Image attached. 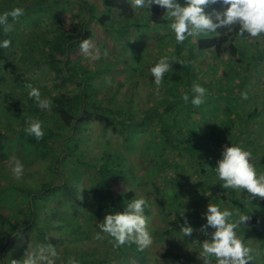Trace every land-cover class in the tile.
Masks as SVG:
<instances>
[{"label": "rangeland", "instance_id": "obj_1", "mask_svg": "<svg viewBox=\"0 0 264 264\" xmlns=\"http://www.w3.org/2000/svg\"><path fill=\"white\" fill-rule=\"evenodd\" d=\"M85 1L95 7L96 15L105 12L103 0ZM180 3L183 4V1ZM132 9L130 19L122 18L114 11L113 22L108 25L109 32L104 31L96 21H92L89 27L92 32L91 41L102 52L107 50L108 55L100 61L89 62L77 47L71 57V65L76 70V78L96 74L90 85L93 96L103 106L123 107L125 112L131 110L133 115H136V121H140L143 111L160 99H168L166 94L168 87L161 84L157 88L149 71L150 67L160 57L168 56L175 60L171 62L172 72L169 74L177 78H184V74L174 52V36L166 31L167 21L162 26L146 28L143 24L148 22L147 12L138 13L133 7ZM31 16L33 19L42 18L43 22L38 27L29 26L26 22L25 26L23 25L22 35L19 37L24 44L19 41L16 44L24 47L27 52L18 50V53L11 54L9 60L0 64L7 76L6 86L0 89V135H4L6 139L11 138L10 142L6 139L0 140L1 258H7L9 260L7 264H15V261L23 259L28 247L34 249L41 244H52L56 246L60 255L58 264L66 263L69 253H72L74 258L92 254L94 257L107 258L112 264H138L135 256L129 252L127 262L124 263L120 259L117 247H114L107 234L101 233L102 239L95 238L99 232L98 224L103 220L97 210L101 202L93 195L96 177L91 165L99 166L105 160L108 168L119 167L125 172L123 176L111 181L115 195L131 191L134 193V199L143 196L148 201L145 216L153 232L154 244L141 251V257L144 258L142 264H162L165 260L163 254L169 250L173 253L183 252L182 254L188 250L195 256L196 262L201 264L198 259L199 253L196 251L199 246L194 243H202L207 236L202 234L200 229L195 230L197 236L193 241H185L182 233L176 230L166 235L163 233L170 229V222L180 228L185 217L189 222L204 224L203 213L207 205L220 204L221 201L222 207L239 212H244L239 205L243 202L245 209H249L258 219L260 235L254 234L256 225L250 217L243 228V231L247 232L243 235L245 237L243 240L256 255V259L249 264H264V246L261 245L264 240V198H253L246 190H243L240 196L231 189L223 194L218 187L215 192L219 194L217 200L215 194L209 195L190 162H183L180 168L184 173L181 190L173 188V185H168L169 188L162 186L163 182L167 183L174 178L173 159L172 156L163 155L159 149L156 129L152 124L139 129L129 144L121 134L104 129L100 123L89 124L75 136L78 142L72 150L73 155L67 156V160L58 166V174L48 171L46 162L32 157L34 153L23 150L18 143L20 139L17 133L21 128H27L29 123L15 120L11 116L13 112L23 117L31 111L35 115V120L47 124L48 127L53 125L47 117L51 110H41L36 102L28 97L25 85L32 84L38 87L42 97L49 99L51 103L52 99L61 93H74L78 85L75 83L61 86L60 80L54 78V74L39 61L41 56L38 47L42 45L43 38L52 35L50 19L58 16L67 22L77 16V21L81 22L84 12L74 2H61L55 4L47 13L31 12ZM127 23L130 26L124 34L122 27ZM237 43L238 52L243 54L242 57L238 54L231 56L225 52L220 58H215L212 50L196 51L193 57L195 79L204 81L205 85L211 84L213 92L219 91L221 95L232 96L231 98L239 97L237 102L229 100L230 106H237L239 117L233 118L232 130L227 131L229 135L225 136V142L204 143H208L212 150L217 148L215 152L221 157L223 148L231 146L232 140L243 130L240 140H233L236 141L233 144L251 152L250 162L257 167L258 172L264 173V37L258 39L241 37ZM32 50H35L34 55H31ZM186 53L185 48L182 52L184 59ZM242 79H245L243 83ZM133 91L137 99L135 103L130 102ZM242 93H247V99L243 98ZM227 103L229 102L223 103V107L214 115L216 124L226 122L228 119L223 113ZM134 106L137 109L133 108ZM9 122L13 125V131L5 128ZM210 126L208 123L201 124L202 137L208 133ZM222 126L225 127L224 124ZM51 142L54 143L57 152L58 140ZM75 154L79 159L74 156ZM12 157L19 159L25 167L23 178L19 181L12 178L9 163ZM61 180L72 184L74 188L72 199L61 198L62 191L45 195L36 203L38 211L33 223L38 226L34 227L32 223H27L30 218L29 205L13 188L37 187L51 181L59 183ZM222 195L231 198L230 201L224 198L222 200L220 198ZM183 208L187 211L184 217H181ZM38 231L42 232L45 240L40 239ZM135 246L138 247L136 244ZM3 247L4 250H1Z\"/></svg>", "mask_w": 264, "mask_h": 264}, {"label": "trees", "instance_id": "obj_2", "mask_svg": "<svg viewBox=\"0 0 264 264\" xmlns=\"http://www.w3.org/2000/svg\"><path fill=\"white\" fill-rule=\"evenodd\" d=\"M183 1V0H179ZM74 2L84 12V18L81 22L77 21V16L72 18L71 21H65L58 16L51 17V36L43 38L42 45H39L38 50L40 53V60L49 71L54 74V78L60 80L61 86L67 84H75L77 89L74 93H61L52 99L51 103V114L47 115L48 120L52 122V126H46L47 124L42 123L45 135L42 139L37 140L33 136H30L26 132V127L21 128L17 133L20 141L18 142L23 147V150L29 153H34L32 157L40 159L47 164V170L58 174V166L67 160V156L73 155V148L76 146L78 140L75 138L81 130L87 127L93 122L100 123L104 129H110L112 132L121 134L126 141L130 143L132 137L139 132V129L144 128L146 125L152 124L155 126L157 139L159 141V149L163 152V155L172 156V171L174 178H171L167 183H162L164 187L173 185V188L181 190V183L183 182L182 175L183 171L180 170L183 162H190L197 171V175L203 181L205 189L212 195L218 190L226 193L228 191L221 188L222 181L218 180L215 176L213 168L216 166V162L221 158L217 155V150L208 145V143L221 144L225 142V136L227 137L228 130H232L233 118L239 117V111L237 106H230V101L237 102L238 96L231 98L232 96L221 95L219 91L213 92L212 85H205L204 81L195 79L194 74L196 68L194 66L193 57L196 51H213L215 58H220L225 52H228L231 56L238 54L243 56L242 53L238 52V43L240 36L238 35V26H233L229 29H218V34H209L207 36H201L199 38H189L183 43H176L174 39L175 54L177 55V61L180 62V67L183 70L184 78H177L167 74L162 84L167 86L166 94L168 99L158 100L157 103L151 105L148 109L142 112V118L140 121H136V115H133L131 110L124 111L123 107L110 108L103 106L93 96V89L91 88L90 81L95 77L93 75H83L82 77L76 78V70L71 65V57L74 50L79 47L80 42L84 39L92 40V32L89 29L92 21H96L100 27L109 32L110 28L108 25L113 22L114 11L122 18L130 19L133 14L130 0H103L102 6L105 9L100 15L94 13L95 7L85 0H0V13L11 11L16 7L24 9V15L17 21H13L9 17V23L13 25L11 32L5 33L3 28L0 27V40L9 39L11 40V46L8 48H0V64L9 60L11 54L18 53V50L22 52L26 51L24 47H20L16 42L24 44L22 38L23 25L25 22L29 26L38 27L42 24L43 19H33L31 12L44 14L47 11L53 9L55 4L59 3ZM211 8L219 10V5H213ZM211 10V9H209ZM164 9L158 6H151L149 9L150 16H148L147 24H143L144 27L150 28L155 26H162L166 23V13ZM41 17V16H40ZM130 25L125 24L122 29L123 33L126 34L127 28ZM126 32V33H125ZM243 38V37H242ZM187 49L186 58L182 56V52ZM27 52V51H26ZM31 52V51H30ZM35 50H32L31 55H34ZM21 69V67H18ZM246 72V70H245ZM247 73V72H246ZM6 72L0 67V89L6 86ZM78 81V82H77ZM88 81V82H87ZM245 79H242L243 83ZM194 83H199L205 87L208 91V96L205 103L199 107H194L191 103L185 104L181 99L185 92L190 91L191 86ZM2 90V89H1ZM0 90V91H1ZM1 93V92H0ZM230 100V101H229ZM130 102H137L135 93L131 94ZM225 102L227 106L224 107L223 113L228 117L226 122L216 124L217 121L213 119L214 115L218 113V110L223 107L222 104ZM133 108L137 109L136 106ZM23 117L19 116L15 112L11 116L15 120H21L23 122H30L35 120V115L31 111H28ZM212 122V123H210ZM203 123H208L210 129L205 137L201 136L200 126ZM214 123V124H213ZM222 124L225 125L222 126ZM12 123L6 124V130L13 131ZM243 130L235 136L233 140H240L243 135ZM6 139L3 135H0V140ZM10 142L11 138L6 139ZM58 140V151L51 141ZM204 140V141H203ZM231 143H236L234 141ZM207 141L208 143H204ZM8 142H4L7 144ZM73 146H70V145ZM215 153V154H214ZM77 158L78 155H74ZM219 156V157H218ZM83 157V156H81ZM79 159V158H78ZM104 160L102 164L91 165L95 174V181L93 183L94 194L99 198L101 205L98 207V213L100 217L104 218L105 214L109 212L118 213L123 212L124 206L134 199L133 192H123L115 195L111 181L124 175V171L119 167L108 168ZM87 166H89L87 164ZM170 176H167V178ZM217 181V182H216ZM168 186V188H169ZM13 190L25 200L29 205L30 218L27 223H32L34 227L38 226L33 223L35 214L37 213L36 203L43 199L45 195L49 193H59L62 191V197L67 200L72 199L74 194V188L72 184L65 180H61L59 183L51 181L37 187H14ZM232 193V192H231ZM219 200V194L214 195ZM226 201H230L231 198L222 195L220 197ZM244 212L249 213L251 220L255 223L254 234L260 235L261 227L257 225L256 217L250 212L249 209H245L243 202L239 204ZM182 223V222H180ZM190 226L193 227L194 231L191 237L185 236V241H193L196 239L195 230L200 229L203 222H189ZM263 223V222H260ZM170 229L163 234L174 232L175 230L180 232V228L175 226L173 222L169 223ZM45 226V225H44ZM242 225V228H245ZM39 232V231H38ZM212 229H208L209 235L207 239H210V233ZM245 231L239 230V235L242 239ZM41 240H45L42 232H39ZM112 241V238L107 235ZM165 238V236H163ZM264 246V240L261 243ZM119 251L120 259L126 263L128 252L132 253L138 264L144 262V258L141 257V250L135 246V244H129L117 248ZM4 250V247L1 248ZM183 253V252H182ZM181 252H172L171 250L166 251L163 255L165 256L162 264H200L196 262L195 256L186 250L184 254ZM82 255V254H81ZM72 256V257H71ZM69 258L76 261V264H112L110 260L103 257H94L92 254H84L79 258H74L72 253H69ZM0 261H4V264L9 263V260L1 258ZM58 264V263H57ZM66 264V263H61Z\"/></svg>", "mask_w": 264, "mask_h": 264}, {"label": "clouds", "instance_id": "obj_3", "mask_svg": "<svg viewBox=\"0 0 264 264\" xmlns=\"http://www.w3.org/2000/svg\"><path fill=\"white\" fill-rule=\"evenodd\" d=\"M131 5L138 13L146 11L149 16V9L153 5L164 9L166 31L174 36L178 44L189 38L218 34V29L231 30L233 26H238V35L244 39L264 37V0H183V4L179 0H131ZM213 5H219V10L211 8ZM23 15L24 9L21 7L0 13V27L5 33L11 32L13 25L9 23V17L17 21ZM10 46L11 40H0V48ZM79 48L82 56L89 62L100 61L108 55L107 50L102 52L90 39L82 40ZM172 61L175 60L162 56L150 67L149 71L157 88L165 76L172 72ZM25 87L28 89V97L34 100L41 110L51 109V101L42 97L38 87L32 84ZM207 96V89L199 83H194L181 99L185 104L191 103L192 106L199 107L205 103ZM242 96L247 99V93H242ZM26 132L37 140L45 135L39 120L30 121ZM250 160L252 161L251 152L231 143V146L223 148L221 158L216 162L213 171L216 178L222 181L221 188L224 190L231 189L239 196L246 190L253 198H264V173L258 172ZM9 163L12 178L21 180L25 172L24 164L15 157H12ZM222 204L223 201L220 204L209 203L203 213L205 223L200 227L201 233L207 236L208 229L214 231L210 233V239L194 243L199 246L196 250L199 253L198 259L201 264H249L256 259V255L238 234V230L243 229L242 225L250 219L249 213L222 207ZM147 207V199L141 196L127 203L123 212L105 214L103 221L98 224L99 232L95 238L99 240L103 238L101 233L107 234L117 248L136 244L143 251L152 247L154 236L145 216ZM186 211L183 208L181 217H184ZM175 217L176 215L174 219ZM193 231L185 217L180 227L182 236L191 237ZM59 259L56 246L41 244L34 249L28 247L23 259L15 261V264H57ZM0 264H4V261H0ZM66 264H76V261L69 258Z\"/></svg>", "mask_w": 264, "mask_h": 264}]
</instances>
